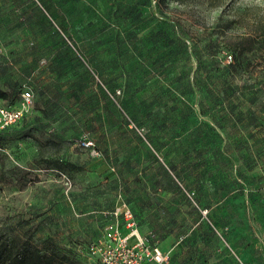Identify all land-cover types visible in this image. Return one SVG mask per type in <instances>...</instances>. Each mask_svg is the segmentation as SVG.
Listing matches in <instances>:
<instances>
[{
    "label": "rangeland",
    "instance_id": "rangeland-1",
    "mask_svg": "<svg viewBox=\"0 0 264 264\" xmlns=\"http://www.w3.org/2000/svg\"><path fill=\"white\" fill-rule=\"evenodd\" d=\"M6 89L33 99L0 111L1 251L100 264L123 202L164 252L213 200L264 203V0H0Z\"/></svg>",
    "mask_w": 264,
    "mask_h": 264
},
{
    "label": "crops",
    "instance_id": "crops-1",
    "mask_svg": "<svg viewBox=\"0 0 264 264\" xmlns=\"http://www.w3.org/2000/svg\"><path fill=\"white\" fill-rule=\"evenodd\" d=\"M260 201L246 196L229 198L224 202L213 200L209 209H204L208 212L206 217L202 218L203 215L196 212L201 218L192 228L196 244L190 249L184 243L186 239L182 243L174 241L165 249L171 255V264H241L225 248L218 238L219 233L228 237L231 246L242 252L245 264H264V209L260 208L264 203ZM201 207L204 208L203 205ZM250 213L260 220L255 228L248 221ZM210 229L214 232L213 240Z\"/></svg>",
    "mask_w": 264,
    "mask_h": 264
},
{
    "label": "built area",
    "instance_id": "built-area-1",
    "mask_svg": "<svg viewBox=\"0 0 264 264\" xmlns=\"http://www.w3.org/2000/svg\"><path fill=\"white\" fill-rule=\"evenodd\" d=\"M228 57L232 59V56ZM22 97L21 107L0 110L7 125L21 120L26 107L31 105V90H25ZM82 143L86 147L92 145L88 140ZM201 213L203 217L208 214L207 210ZM113 214V222L104 227L102 236L89 246L90 254L98 257L100 264H171V255L163 251L157 236H145L140 232L134 214L125 202ZM219 237L236 260L245 264L226 236L219 233Z\"/></svg>",
    "mask_w": 264,
    "mask_h": 264
},
{
    "label": "trees",
    "instance_id": "trees-1",
    "mask_svg": "<svg viewBox=\"0 0 264 264\" xmlns=\"http://www.w3.org/2000/svg\"><path fill=\"white\" fill-rule=\"evenodd\" d=\"M235 52L237 53V50ZM9 97H10V95H9L8 89L0 90V100H8ZM9 108H16V106H10ZM1 145H2V142H0V147H1ZM130 209L132 210L136 221L139 222L140 220L138 217V213L136 211H134L132 208H130ZM200 209H202V208H199L197 213H199L201 215L202 213H201ZM201 217L203 218V216H201ZM200 219L201 218L198 217V221L196 223H199ZM181 226H182V224L180 226L177 225L176 227H172L170 230L177 232L178 230L182 229ZM197 231L198 230H196V232ZM209 232H210L209 234H211V240H213L214 239V232L211 229ZM143 235H146V234H143ZM147 235L157 236L158 234L149 233ZM186 235L187 234H184L181 232L180 234H178L176 240L180 241L182 243L186 239L184 242L185 245L188 248L193 249L194 245L196 244V242L194 241L193 235L189 236L190 234H188L187 237H186ZM218 238H220V237L218 236ZM226 239L229 242V238L226 237ZM158 240H159V242H163V241H161V238L160 239L158 238ZM58 260L59 259L57 258V256H55L53 253H44L43 251L39 250L37 247H29V246L22 247L18 252L14 253V254H10L6 251H1V249H0V264H58V262H57Z\"/></svg>",
    "mask_w": 264,
    "mask_h": 264
}]
</instances>
